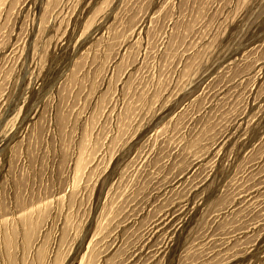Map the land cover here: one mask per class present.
<instances>
[{
    "label": "rangeland",
    "instance_id": "374dc122",
    "mask_svg": "<svg viewBox=\"0 0 264 264\" xmlns=\"http://www.w3.org/2000/svg\"><path fill=\"white\" fill-rule=\"evenodd\" d=\"M0 264H264V0H0Z\"/></svg>",
    "mask_w": 264,
    "mask_h": 264
}]
</instances>
